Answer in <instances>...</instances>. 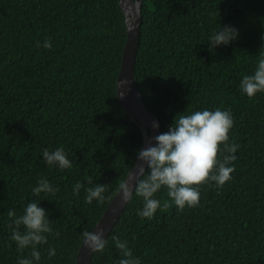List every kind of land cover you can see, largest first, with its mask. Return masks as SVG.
<instances>
[{
    "label": "trees",
    "instance_id": "16d2710c",
    "mask_svg": "<svg viewBox=\"0 0 264 264\" xmlns=\"http://www.w3.org/2000/svg\"><path fill=\"white\" fill-rule=\"evenodd\" d=\"M142 14L135 76L162 133L178 114L229 109L236 170L223 187L201 185L197 207L173 205L150 220L133 196L93 264H118L113 235L141 264H264V93L239 90L264 52V0H143ZM220 25L239 38L210 51ZM126 42L120 0H0V264L30 254L17 250L9 227V212L18 217L30 201L53 227L41 264H77L81 233L96 228L133 169L143 134L117 95ZM56 147L70 169L43 162V150ZM42 178L59 191L34 195ZM78 181L108 185L109 198L87 203L83 188L72 190ZM157 198L168 199L166 189Z\"/></svg>",
    "mask_w": 264,
    "mask_h": 264
},
{
    "label": "clouds",
    "instance_id": "9594fccd",
    "mask_svg": "<svg viewBox=\"0 0 264 264\" xmlns=\"http://www.w3.org/2000/svg\"><path fill=\"white\" fill-rule=\"evenodd\" d=\"M239 38V30L233 26H221L213 31L209 37V50L221 46H228ZM52 41L45 40L43 48L50 49ZM239 90L248 98H254L264 93V52H259L255 70L244 75L240 81ZM153 129L159 128L158 122H153ZM234 127V117L229 109L217 107L195 110L189 114H178L167 132L154 138L146 148L138 151L136 160L147 165L138 170L139 179L133 192L128 181L118 185V192L126 203L133 196L142 198V208L137 209L141 218L153 219L157 211H164L175 205L179 210L195 208L200 203V186L214 183L223 187L233 179L235 172L234 161L239 145L233 140L230 142L229 133ZM223 145V147H221ZM43 162L49 167L70 169L72 161L64 147H56L42 152ZM86 192V202L91 204L94 200L102 203L109 197L106 195L108 185L96 184L85 188L81 182L72 186L75 194L81 189ZM166 189L168 199L157 198V193ZM59 189L49 182L47 178L38 180L32 188L34 195L41 193L55 195ZM14 217L10 240L14 241L17 250L23 252L30 250L27 256H20L17 264H41L39 248L48 244V235L53 232L48 212L40 206V201H30L23 213ZM83 243L94 252H103L108 241L103 238V232L83 231ZM115 247L120 252L118 264H141L139 257L135 256L127 240L116 235L112 236ZM49 258L56 255L54 247H48Z\"/></svg>",
    "mask_w": 264,
    "mask_h": 264
},
{
    "label": "water",
    "instance_id": "95a60500",
    "mask_svg": "<svg viewBox=\"0 0 264 264\" xmlns=\"http://www.w3.org/2000/svg\"><path fill=\"white\" fill-rule=\"evenodd\" d=\"M120 6L127 26V42L123 52L121 71L117 80V95L129 119L133 123H136L142 131L143 149L150 143L154 144V138L162 133L159 119L149 111L144 103L135 76L136 57L140 46L141 28L143 24V0H120ZM153 122L159 123L158 129H153ZM141 167L147 171L146 164L136 161L126 179L132 187L133 192L140 178L137 173ZM131 199L125 203L118 192L93 231H102L103 238L107 240L124 214ZM94 253V251L82 243L77 257V264H93Z\"/></svg>",
    "mask_w": 264,
    "mask_h": 264
}]
</instances>
